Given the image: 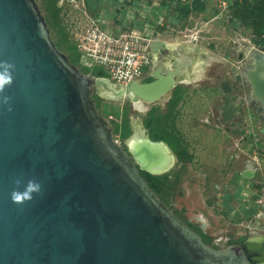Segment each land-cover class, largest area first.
Returning <instances> with one entry per match:
<instances>
[{
    "label": "water",
    "instance_id": "water-1",
    "mask_svg": "<svg viewBox=\"0 0 264 264\" xmlns=\"http://www.w3.org/2000/svg\"><path fill=\"white\" fill-rule=\"evenodd\" d=\"M176 74L162 68L152 82L118 91L58 50L36 0H0V264L264 261V242L206 244L141 175L166 174L150 169L166 165L170 147L145 133L137 156L132 136L120 145L96 107L100 88L162 100ZM29 182L39 191L29 192Z\"/></svg>",
    "mask_w": 264,
    "mask_h": 264
},
{
    "label": "rangeland",
    "instance_id": "rangeland-1",
    "mask_svg": "<svg viewBox=\"0 0 264 264\" xmlns=\"http://www.w3.org/2000/svg\"><path fill=\"white\" fill-rule=\"evenodd\" d=\"M245 1L185 0L182 14L168 19L172 26L161 33L169 41L162 68L165 73H179L162 100H129L102 88L94 95L114 136L126 111L134 136L139 130L147 134L144 116L158 107L167 113L179 90L180 102L169 117L168 131L189 158L181 162L174 156L167 173L170 179L161 184L159 198L216 249L264 237V104L253 90L255 75L264 78V21L259 28L260 23L234 18L236 3ZM104 3V22L113 23L114 0ZM63 15L66 27L68 17ZM48 28L58 50L69 57L61 44L63 36L58 35L61 27ZM77 67L81 71V64ZM228 106L236 108L231 119L224 114Z\"/></svg>",
    "mask_w": 264,
    "mask_h": 264
},
{
    "label": "built area",
    "instance_id": "built-area-1",
    "mask_svg": "<svg viewBox=\"0 0 264 264\" xmlns=\"http://www.w3.org/2000/svg\"><path fill=\"white\" fill-rule=\"evenodd\" d=\"M184 4L185 0H114L113 23L101 16L72 33L81 67L91 73L102 70L106 77L101 79L118 91L153 79L168 55L169 41L161 33L171 28L168 19L181 15ZM115 140L120 143L116 136Z\"/></svg>",
    "mask_w": 264,
    "mask_h": 264
},
{
    "label": "trees",
    "instance_id": "trees-1",
    "mask_svg": "<svg viewBox=\"0 0 264 264\" xmlns=\"http://www.w3.org/2000/svg\"><path fill=\"white\" fill-rule=\"evenodd\" d=\"M250 1L252 0H246L244 3H236L234 18H236L237 20L243 23H248V24L260 23L258 24L260 28L261 24L264 21V0L262 2L257 0L253 3H251ZM47 8L49 9V13H50V15L46 20L48 26L49 27L56 26L59 27V29L61 27V29L58 30V35L63 36V38L61 36L62 38L61 44L65 45L66 50L69 54L68 58L70 59L72 64L76 66L80 65V55L78 54L74 44L70 42L65 26L62 25V16L60 15L59 11L51 10L49 5H47ZM81 72L85 75L90 74L93 77H97V78L106 77L105 73L99 69H95L91 73L90 70L81 67ZM148 81H153V79H150ZM179 94H180L179 90H175L173 97L168 103L167 113H163L161 111V108L158 107L152 109L149 113H147L144 116L143 120H144L145 130L147 131V135L150 138V140L153 142H163L167 144L172 150L173 154L176 157H178V159L181 162H185L189 158V155L186 153L185 149L182 148L179 140L172 133L168 131L169 117L172 111L177 107V105L180 102ZM128 116L129 113L127 111L124 112L122 121L120 122V124L116 125L115 135L118 136L119 141H121L122 143H124L127 139L131 137L130 119ZM141 175L149 183L151 189L159 196L162 193L160 187L161 184L164 182H168L171 174L166 173L161 176H153V175H149L146 172H141ZM160 199L162 200V198ZM185 224L188 225L187 223ZM188 226L191 228L190 225ZM194 231L202 237L203 241L206 244L209 245L207 238L201 233V231L199 230H194Z\"/></svg>",
    "mask_w": 264,
    "mask_h": 264
},
{
    "label": "flooded vegetation",
    "instance_id": "flooded-vegetation-1",
    "mask_svg": "<svg viewBox=\"0 0 264 264\" xmlns=\"http://www.w3.org/2000/svg\"><path fill=\"white\" fill-rule=\"evenodd\" d=\"M104 1L105 0H39V7L40 9L45 12L46 16H49V9L47 5L50 6L51 10L59 11L60 15L68 17L66 31L69 36L71 42L72 33H74L75 28H81L77 26H83L82 24L91 23L93 20H100L102 13L104 12ZM81 16H86V22H83ZM71 23H70V21ZM63 20V18H62ZM82 20V22H80ZM87 23V24H88ZM48 24V23H47ZM168 52V50H167ZM152 81H146L145 83H150ZM229 113H227V116ZM143 133L145 136L144 131L139 130L136 135L131 138L130 145L132 146L135 140H138V136ZM174 166V165H173ZM170 171V169L168 170Z\"/></svg>",
    "mask_w": 264,
    "mask_h": 264
},
{
    "label": "bare ground",
    "instance_id": "bare-ground-1",
    "mask_svg": "<svg viewBox=\"0 0 264 264\" xmlns=\"http://www.w3.org/2000/svg\"><path fill=\"white\" fill-rule=\"evenodd\" d=\"M171 43V42H170ZM171 44H174V43H171ZM170 44V45H171ZM169 45V46H170ZM172 47V46H171ZM264 81V78L261 77L260 73H257L255 75V77L253 78V90L255 91V93L257 94L258 98L262 101V103L264 104V91H262V82ZM261 87V88H260ZM232 100H229V103L231 102ZM225 111H227L229 113V115L227 116L228 119H231L232 117H234V113L236 111V108H234L233 106H228L227 109H225ZM145 134V133H144ZM146 135V134H145ZM133 137V136H132ZM138 140H135L133 145L131 146V150L134 152V153H137L136 155L138 156L140 154V152H138L139 150V147L140 145L143 144V142L146 141L145 139V136H143V133H141L138 137ZM131 141V140H130ZM162 147V146H160ZM163 148V147H162ZM166 146L164 147V150H165V153H166V160H167V163L166 165L162 166V168H157V167H152L150 170L152 171H159L160 172L158 174H163V173H168L169 169L171 170L173 165H174V161H175V157L173 155L172 152H170L169 150H167ZM140 159L141 161L144 162V155H141L140 156ZM156 174V173H155ZM252 241L254 242H257V245H259L258 243H260V245H262V243L264 242V238L263 237H258V236H254L252 237ZM261 264H264V261L261 263Z\"/></svg>",
    "mask_w": 264,
    "mask_h": 264
},
{
    "label": "clouds",
    "instance_id": "clouds-1",
    "mask_svg": "<svg viewBox=\"0 0 264 264\" xmlns=\"http://www.w3.org/2000/svg\"><path fill=\"white\" fill-rule=\"evenodd\" d=\"M6 82L7 81L3 77H0V86H2ZM27 190L29 192H38L39 191V185L35 184L34 182H29V186H28ZM14 198H18V197H16L14 194Z\"/></svg>",
    "mask_w": 264,
    "mask_h": 264
}]
</instances>
